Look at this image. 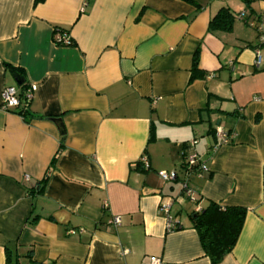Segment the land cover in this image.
Returning a JSON list of instances; mask_svg holds the SVG:
<instances>
[{
    "label": "crops",
    "instance_id": "1",
    "mask_svg": "<svg viewBox=\"0 0 264 264\" xmlns=\"http://www.w3.org/2000/svg\"><path fill=\"white\" fill-rule=\"evenodd\" d=\"M13 73L32 99L6 111ZM208 200L246 209L220 264H264L262 0H0V264H211L189 221Z\"/></svg>",
    "mask_w": 264,
    "mask_h": 264
},
{
    "label": "trees",
    "instance_id": "2",
    "mask_svg": "<svg viewBox=\"0 0 264 264\" xmlns=\"http://www.w3.org/2000/svg\"><path fill=\"white\" fill-rule=\"evenodd\" d=\"M42 0H34L35 3L40 2ZM216 19L225 23V25H230L231 20L233 19L232 13L229 12L228 9H221ZM213 22V21H211ZM210 22V23H211ZM55 32L60 33V35L67 33V31L63 28L56 27ZM68 34V33H67ZM68 45H74V41L69 38ZM54 41L56 44H61L60 41L56 40L54 37ZM198 65V52H195L193 57V66L192 73L189 81H192L196 75ZM11 69H16L11 67ZM19 74V73H18ZM22 88V92L27 88L24 82L20 85ZM23 116L21 111L19 112ZM188 146H186V151L184 153L183 163L181 164L182 168L189 173L190 171H195L192 169H196L198 163L194 164L191 168H187V156L190 152H188ZM47 176H45L41 181V188L43 187ZM178 177L176 176L172 182H176ZM181 190L183 191L182 184L186 180H181ZM197 199L195 197V203ZM246 214V209L241 206H221L216 202L208 200L206 205L198 211H192L189 214L190 226L196 230L198 234V238L200 241V245L204 254L209 258L211 264H220L223 258L231 252L233 249L239 233L242 228V224L244 221V217ZM38 218L37 215L32 216L28 221L30 223H34ZM6 250V264L10 263V252L8 247ZM15 264H18L16 261ZM31 264H40L34 263L32 261Z\"/></svg>",
    "mask_w": 264,
    "mask_h": 264
},
{
    "label": "built area",
    "instance_id": "3",
    "mask_svg": "<svg viewBox=\"0 0 264 264\" xmlns=\"http://www.w3.org/2000/svg\"><path fill=\"white\" fill-rule=\"evenodd\" d=\"M264 2V0H262ZM56 40L60 41L61 44L68 45L69 43V36L67 33H64L60 35V33H55ZM260 63V55L258 52H256V57L254 61V65L259 66ZM32 92L33 87H27L23 92H19L15 87L9 86L5 87L1 92V108L10 111L14 109H18L20 106H23L24 108L28 105L29 101L32 99ZM22 115V114H21ZM216 134L220 138L221 143H228L230 136L227 133H224L220 128H216ZM191 143H194L192 141ZM198 161V156L195 153H189L187 156V168H191L196 162ZM141 166L143 169L149 168V162L146 157L141 158ZM158 177L164 181H172L177 176V173L174 171H158L157 172ZM183 192L191 202L195 203V196L193 190L187 185L186 181L182 184ZM106 206V204L104 205ZM162 209L167 212L168 211V205L162 204ZM200 210L199 208H196V211ZM114 224H119L120 219L119 217L115 216L111 220ZM155 263L158 262V260H154ZM153 262V263H154Z\"/></svg>",
    "mask_w": 264,
    "mask_h": 264
},
{
    "label": "water",
    "instance_id": "4",
    "mask_svg": "<svg viewBox=\"0 0 264 264\" xmlns=\"http://www.w3.org/2000/svg\"><path fill=\"white\" fill-rule=\"evenodd\" d=\"M13 78L18 86H20L23 82L24 79L21 77L18 73H13ZM58 127L59 133L61 135L64 134V128L62 126V122L60 118H50Z\"/></svg>",
    "mask_w": 264,
    "mask_h": 264
}]
</instances>
